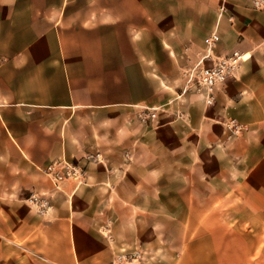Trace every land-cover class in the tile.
I'll return each mask as SVG.
<instances>
[{
  "label": "crops",
  "instance_id": "1",
  "mask_svg": "<svg viewBox=\"0 0 264 264\" xmlns=\"http://www.w3.org/2000/svg\"><path fill=\"white\" fill-rule=\"evenodd\" d=\"M251 1L0 0V264H264ZM212 35L247 58L208 100L185 71Z\"/></svg>",
  "mask_w": 264,
  "mask_h": 264
},
{
  "label": "built area",
  "instance_id": "2",
  "mask_svg": "<svg viewBox=\"0 0 264 264\" xmlns=\"http://www.w3.org/2000/svg\"><path fill=\"white\" fill-rule=\"evenodd\" d=\"M252 6L255 10L264 12V0H252ZM219 41V37L212 35L205 40L207 46V55L203 57L193 68L185 71L186 89L200 91L205 89L208 93V100H211V93L215 85L227 77L237 67L241 59L236 53L230 58H221L213 54ZM206 62V64H204ZM153 112V111H152ZM150 119L155 117L154 113H149ZM234 135L239 134L238 127L228 126ZM44 173L51 179L54 185L62 183L65 179L77 175V168L67 162H59L48 166Z\"/></svg>",
  "mask_w": 264,
  "mask_h": 264
},
{
  "label": "bare ground",
  "instance_id": "3",
  "mask_svg": "<svg viewBox=\"0 0 264 264\" xmlns=\"http://www.w3.org/2000/svg\"><path fill=\"white\" fill-rule=\"evenodd\" d=\"M246 58H247V56H243V57H241L242 60H245Z\"/></svg>",
  "mask_w": 264,
  "mask_h": 264
}]
</instances>
